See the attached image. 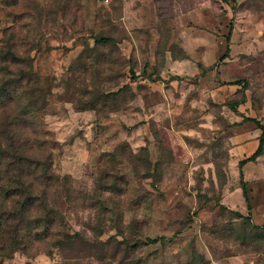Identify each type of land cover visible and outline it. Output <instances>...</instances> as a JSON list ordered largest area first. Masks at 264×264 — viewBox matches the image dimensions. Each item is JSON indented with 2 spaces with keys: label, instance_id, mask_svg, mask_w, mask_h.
Segmentation results:
<instances>
[{
  "label": "rangeland",
  "instance_id": "obj_1",
  "mask_svg": "<svg viewBox=\"0 0 264 264\" xmlns=\"http://www.w3.org/2000/svg\"><path fill=\"white\" fill-rule=\"evenodd\" d=\"M258 123L264 0H0V264H264Z\"/></svg>",
  "mask_w": 264,
  "mask_h": 264
},
{
  "label": "trees",
  "instance_id": "obj_2",
  "mask_svg": "<svg viewBox=\"0 0 264 264\" xmlns=\"http://www.w3.org/2000/svg\"><path fill=\"white\" fill-rule=\"evenodd\" d=\"M230 37H231V36L229 35V36H228V43H230ZM229 52H230V47L228 46V48H227V53H226L225 56H228ZM230 106H231L232 108H235V107L237 106V104H235V103H231ZM258 124H259V123H258ZM259 126H260V128L263 130V133H264V127L261 126L260 124H259ZM263 152H264V138L261 139L257 151H256L251 157H249V158H247V159H245V160L242 161V163H241L242 167L245 166L246 164L250 163V162H254L259 156H261V155L263 154ZM244 196H245V198H246V201H247V203H248V209H249V211H250V210H251V205L249 204V197H248V194H247L246 188H244ZM50 224H51L50 222H48V223L46 224V230H45V231H46L47 233L49 232ZM157 242H158L157 240H152V241H151V243H157Z\"/></svg>",
  "mask_w": 264,
  "mask_h": 264
}]
</instances>
